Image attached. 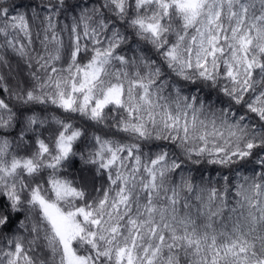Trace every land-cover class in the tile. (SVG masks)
<instances>
[{
    "label": "snow or ice",
    "instance_id": "snow-or-ice-1",
    "mask_svg": "<svg viewBox=\"0 0 264 264\" xmlns=\"http://www.w3.org/2000/svg\"><path fill=\"white\" fill-rule=\"evenodd\" d=\"M0 264H264V0H0Z\"/></svg>",
    "mask_w": 264,
    "mask_h": 264
},
{
    "label": "trees",
    "instance_id": "trees-1",
    "mask_svg": "<svg viewBox=\"0 0 264 264\" xmlns=\"http://www.w3.org/2000/svg\"><path fill=\"white\" fill-rule=\"evenodd\" d=\"M17 2H19V0H17ZM25 2H27V0H25Z\"/></svg>",
    "mask_w": 264,
    "mask_h": 264
}]
</instances>
